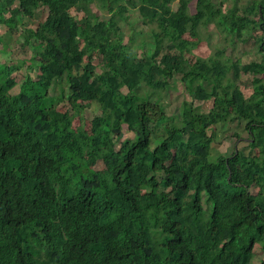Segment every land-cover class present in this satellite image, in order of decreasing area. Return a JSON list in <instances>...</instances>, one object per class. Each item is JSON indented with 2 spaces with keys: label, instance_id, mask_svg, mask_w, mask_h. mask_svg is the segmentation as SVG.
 <instances>
[{
  "label": "trees",
  "instance_id": "1",
  "mask_svg": "<svg viewBox=\"0 0 264 264\" xmlns=\"http://www.w3.org/2000/svg\"><path fill=\"white\" fill-rule=\"evenodd\" d=\"M136 1V21L149 28L138 42L121 27L134 25L132 0H0V24L15 2L22 18L46 11L28 31L36 78L27 74L12 94L24 63H0V264H250L257 244L264 264V63L242 64L225 48L191 69L163 52L186 35L195 48L214 20L230 49L249 29L264 54V0L226 11L196 0L194 13L191 0ZM79 27L81 47L66 49ZM93 53L100 72L85 60ZM175 78L195 101L211 102L208 112L184 101L167 114ZM63 102L98 104L88 133L71 131L65 113L56 118ZM228 117L248 134L247 153L236 143L213 150Z\"/></svg>",
  "mask_w": 264,
  "mask_h": 264
},
{
  "label": "rangeland",
  "instance_id": "2",
  "mask_svg": "<svg viewBox=\"0 0 264 264\" xmlns=\"http://www.w3.org/2000/svg\"><path fill=\"white\" fill-rule=\"evenodd\" d=\"M133 6L129 8L130 10V22H133L131 27L129 24H121L123 33L125 35V41L127 40L131 29L136 31V42H138L143 36L148 35L149 28L140 24L137 19L136 12V0H132ZM196 0H191L189 4V10L191 13H194V6ZM216 6L221 5L223 10H235V7L238 9L245 6L248 2L252 0H212ZM17 3L11 7L10 11H13L12 16L7 18V21L3 24H0V36L6 35L8 29L13 30L10 41H2L0 43V63H8L12 60H22L24 65L20 68L19 71L13 74L16 80V86L11 90V93L14 94L18 91L19 85L23 82L26 75H30L32 78H36L37 69L29 66V58L31 53L34 51V41L28 36V31L33 30L38 22H40L46 14L44 7L39 9V17L34 19L22 18L19 16L16 11ZM176 8V3L172 4V9ZM92 12L95 13L100 19H106L107 14L105 11L98 10L94 5H91ZM78 17V16H77ZM153 27V25L151 26ZM15 29V31H14ZM82 28L79 27L78 35L72 41H68L64 44L66 49L80 48L82 45L81 33ZM246 42L238 43L236 47L229 48L227 43L222 38L221 26L214 20H210L205 26H201L198 30V43L195 48H190L189 43L194 41L193 38H190L188 35L184 36L181 39L176 41V45L172 50H166L164 48V53L170 54H179L187 59L190 63V68L193 69L200 61L211 56L216 50L227 49V54L232 60L239 59L242 64L250 62H261L264 63V54L260 53L256 49V45L252 38H250L251 31L248 29L245 32ZM4 45L5 48H4ZM131 46V45H130ZM129 46V47H130ZM190 48V51L188 49ZM86 61L93 63L97 67V72H100L101 62L98 55L95 53L91 54L89 58H85ZM249 79L248 76L242 75L241 81L247 82ZM246 84V83H243ZM170 89L165 93L163 97V103L165 104L166 112L169 115L176 114L181 107L182 102L194 103L198 110L201 112H208L211 108V102H198L195 101L191 95H189L178 78L170 81ZM242 93L245 96H248L251 92L250 85H245L240 87ZM65 113L68 120L67 125L71 131H75L77 128H82L86 133L90 131V125L93 117L100 114V108L98 104L91 103H82L77 110H72L66 103H61L56 109L55 116L58 118L61 114ZM155 137L160 139L161 132L158 128H155ZM217 140L212 144L213 150L218 153H229L235 143L238 150H241L244 153L248 152L247 138L248 134L243 129L242 125L237 122L229 120V117L226 118L221 124L217 126ZM234 133L238 135L241 139L237 140V137L234 136ZM131 135L125 131L123 139L130 138ZM116 147H118L119 142L115 141ZM86 153V152H85ZM87 163H89L96 170H102V164L100 161L93 160L91 156L85 155ZM263 258V252L260 249V244H257L254 248L253 256L250 264H259L260 260Z\"/></svg>",
  "mask_w": 264,
  "mask_h": 264
}]
</instances>
